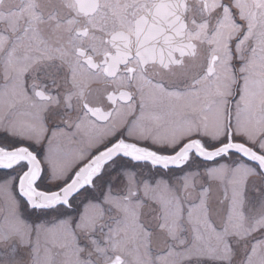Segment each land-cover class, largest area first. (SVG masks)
Wrapping results in <instances>:
<instances>
[{
  "label": "snow or ice",
  "instance_id": "snow-or-ice-1",
  "mask_svg": "<svg viewBox=\"0 0 264 264\" xmlns=\"http://www.w3.org/2000/svg\"><path fill=\"white\" fill-rule=\"evenodd\" d=\"M0 264H264V0H0Z\"/></svg>",
  "mask_w": 264,
  "mask_h": 264
}]
</instances>
